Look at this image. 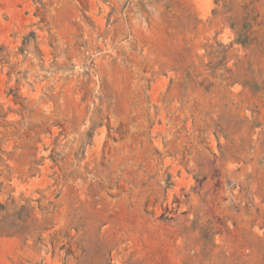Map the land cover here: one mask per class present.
Masks as SVG:
<instances>
[{"label": "rangeland", "instance_id": "obj_1", "mask_svg": "<svg viewBox=\"0 0 264 264\" xmlns=\"http://www.w3.org/2000/svg\"><path fill=\"white\" fill-rule=\"evenodd\" d=\"M1 46L0 264H264V0H0Z\"/></svg>", "mask_w": 264, "mask_h": 264}, {"label": "trees", "instance_id": "obj_2", "mask_svg": "<svg viewBox=\"0 0 264 264\" xmlns=\"http://www.w3.org/2000/svg\"><path fill=\"white\" fill-rule=\"evenodd\" d=\"M245 27H248L246 19L244 20ZM250 40L249 34L245 29L237 32L236 42L245 46ZM2 46L0 47V51ZM0 61L4 62V56H0ZM1 160V157H0ZM3 188V182L0 181V191ZM8 199H10V205L8 203L0 202V235H13L18 234L25 229L24 223L34 212V207H30L25 204L16 206L14 203V198L9 194ZM41 209V208H40ZM26 231V230H24ZM27 233V232H25ZM28 234V233H27Z\"/></svg>", "mask_w": 264, "mask_h": 264}]
</instances>
